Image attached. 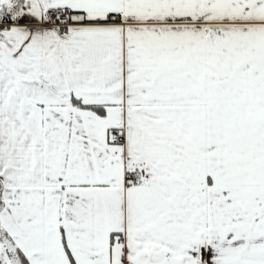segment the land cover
I'll list each match as a JSON object with an SVG mask.
<instances>
[{"label":"snow or ice","instance_id":"obj_1","mask_svg":"<svg viewBox=\"0 0 264 264\" xmlns=\"http://www.w3.org/2000/svg\"><path fill=\"white\" fill-rule=\"evenodd\" d=\"M0 264H264V0H0Z\"/></svg>","mask_w":264,"mask_h":264}]
</instances>
